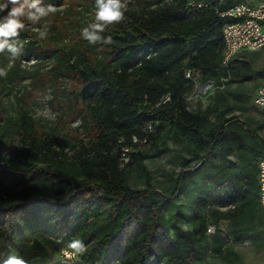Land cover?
Here are the masks:
<instances>
[{
    "label": "trees",
    "instance_id": "obj_1",
    "mask_svg": "<svg viewBox=\"0 0 264 264\" xmlns=\"http://www.w3.org/2000/svg\"><path fill=\"white\" fill-rule=\"evenodd\" d=\"M203 1L206 6L197 7L191 6L189 0H158L155 6L150 8L127 11L123 21L106 27L102 34L110 35L113 39L111 45H104L111 55V60L117 61L112 69L91 65L80 68L77 63L70 64L71 68H77L86 81L85 86L75 92V97L92 102L89 120L94 132L89 144L82 145L79 150L77 162L72 163V166H75L73 169L66 168V162L60 157L55 165L36 162L39 154L50 161L49 153L54 151V142L47 137H38L36 129L32 127L31 117H27V113L23 112L21 121L25 125L20 126V141L12 146L11 150L8 149L10 157L2 163L0 156V182L24 183L16 199L21 200L20 203L25 208H33L38 204V199L44 198L48 215L43 217L34 212L29 217L22 216L19 223L9 225L10 231L7 233L17 229L20 221V230L24 231L27 227V224L24 226L25 222L30 221H33V227L36 229L38 226L34 221L38 218L48 221V226L41 228L43 232L49 229L52 233L56 232L58 224L61 226L62 223L65 227V211L77 193L88 191L92 199L91 207L88 205L89 201H86L87 204L76 206L71 212V220L66 222V233L61 230L58 232L59 238L64 237L65 240L77 231L83 237L85 232H89V226L94 223L95 229L91 236L97 249L87 248V251L80 255L81 260L71 261L72 264L100 263L105 250L113 244L123 228L136 218V212L142 208L147 209L150 215L148 217H152L153 222L149 224L140 221L139 229L147 228L152 232L150 231L148 236H139L141 232L137 229L134 234L128 235L124 245L127 255L122 257L120 263L115 264L203 262L204 253L192 252V247L185 251L177 248V244L182 242L179 238L191 232L177 229L167 238L173 248L177 249L176 258L172 262L167 258L163 262L165 258L161 256V249L152 247L150 239L160 219L157 212L159 201L174 199L189 176V171H181L176 176L169 195L161 196L160 199L151 196L149 185L144 189H137L131 187L124 179L122 170L134 161H142L144 156L140 155L137 145H134L135 150L128 151L129 160L123 164L119 158L121 148L131 145L133 135L147 134L150 141L154 129L161 130L164 127L174 129L180 135L189 136L193 143L204 151L201 160L206 167V174L214 181L223 179L227 172L230 185L218 194L221 207L232 211L236 209L238 200L240 203L237 211L239 210L242 216H257L260 158L253 163L252 157L257 156L259 152L264 153V137L236 115L212 123L210 131L204 133L203 126L210 122L207 113L188 110L184 96L193 84L192 78L186 77V70L198 72L201 78L206 80L226 76L228 73L233 74V78L240 79L253 76V61L242 58L246 57L244 54L232 58L227 66L221 61L224 41L223 19L219 11L235 2L249 0ZM36 49L37 42L27 39L22 56L30 58L34 56ZM65 52L68 53L66 50ZM165 94H169L170 99L161 102ZM148 123L152 126L149 132L145 131ZM231 127L241 130L244 135L228 131L227 128ZM2 143L0 139V149L3 148ZM230 143H234L239 149L236 165L225 161L230 152L226 147ZM219 156L217 161L215 158ZM222 167L232 168L224 171ZM46 192L55 193L60 197V201L46 198ZM200 198L205 199L202 195H199ZM230 203L234 204L233 208H227ZM14 204L11 202L5 208L14 211ZM2 208L0 205V212ZM235 225L239 226L240 222L236 221ZM131 237L134 239L128 242ZM85 240L87 238L83 239ZM184 242H187L186 238Z\"/></svg>",
    "mask_w": 264,
    "mask_h": 264
},
{
    "label": "rangeland",
    "instance_id": "obj_2",
    "mask_svg": "<svg viewBox=\"0 0 264 264\" xmlns=\"http://www.w3.org/2000/svg\"><path fill=\"white\" fill-rule=\"evenodd\" d=\"M157 1L122 0L126 4L124 17L127 11L150 8L155 6ZM43 2L45 5L57 6L58 11L42 18L37 24L30 22L26 16L22 18L25 28L21 31L23 34H20L19 40L22 42L29 39L37 42L34 56L17 58L14 66L8 70L7 76L0 77V139L3 141L2 147L10 150L20 141L19 130L22 129L20 126L25 125L21 121L25 111L27 117H31L32 127L36 129L38 137H47L54 142V151L49 153L50 161L39 154L36 162L55 165L60 157L66 162L64 164L66 168H72L75 167L72 163L77 162L82 145L89 144L94 132L89 120L92 102L75 97V92L84 87L86 81L77 68H71L70 64L77 63L80 68L91 65L96 68L105 66L112 69L117 61L111 60V55L104 45H91L81 36L83 28L96 22L95 0H43ZM45 25L48 29L47 38L40 39L36 29ZM242 54L246 55L242 58L253 61L255 72L250 78H233V74L228 73L226 76L206 80L201 78L198 72H190L193 84L184 94L186 107L192 112L207 113L210 122L203 126L204 133L210 131L212 123L236 115L264 137V109L253 103L255 89L259 85L255 76L264 72V48ZM33 61L35 63H32ZM8 63V54H0V67L7 69ZM208 82L212 83L211 88L206 87ZM227 130L244 135L235 127ZM151 135L150 141L138 148L140 155L144 156L143 160L134 161L122 170L124 179L131 187L144 189L149 185L152 190L151 196L160 199L161 196L169 195L175 178L181 171H189V176L179 188L177 196L169 201H159L158 204L157 212L160 219L150 239L152 247L161 249L163 254L161 256L165 258L163 262L166 258L171 259V262L176 258L177 249L173 248L167 238L179 229L191 233L179 238L182 242L177 244V248L185 251L192 247L194 249L192 252L204 253L203 264H264V208L258 204L257 216L251 217L242 216L241 212L237 211L240 203L238 200L236 209L232 211L221 207L218 194L224 187L230 185L227 172L220 181H214L207 175L201 160L204 151L199 149L189 136L180 135L169 127L161 130L155 128ZM226 149L230 152L225 161L236 165L239 149L234 143H230ZM261 157H264V153L259 152L257 156L252 157V162L256 163ZM218 158L220 159V156L215 159L219 161ZM231 168L222 167V170ZM23 187L22 182L15 184L0 182V205L3 206L0 212V264H4L10 256L21 257L27 264H72L71 261H79L81 257L65 260L60 255V249L73 238L82 241L87 238L83 241L86 247L90 250L97 249L91 236L95 229L94 223L89 226V232H85L83 237L77 231L65 240L64 237L59 238L58 232L61 230L66 233V222L71 220V212L76 206L87 204L86 201H89L88 205L91 207L92 199L88 191L77 193L65 211L67 213L65 227L62 223L61 226L58 224L56 232L52 233L50 229L43 232L41 228L45 229L48 221L38 218L34 221L38 226L36 229L33 227V221H30L25 222L24 226L27 224V227L22 231L20 221L18 230L7 233L10 231L9 225L19 223L22 216L29 217L34 212L40 213L43 217L48 215L44 198L38 199L36 201L38 204L33 208H25L20 203L21 200L16 199ZM45 194L46 198L60 201V197L55 193ZM199 195L205 199H199ZM199 200L202 203H197ZM11 202L15 203L14 211L5 208ZM146 213V208L136 212V218L123 228L113 244L105 250L106 253L98 264H115L122 261V257L127 255L124 246L126 237L141 228L140 221L149 224L153 222L152 217H148L149 213L147 215ZM236 221L240 222L239 226L235 225ZM210 224L215 226V231L209 234L205 230ZM150 227L152 229V225ZM199 227L202 228L195 230ZM150 231L152 232L150 229L142 228L139 236H148ZM133 239L134 237H131L128 242H132ZM57 240L63 243H57Z\"/></svg>",
    "mask_w": 264,
    "mask_h": 264
},
{
    "label": "clouds",
    "instance_id": "obj_3",
    "mask_svg": "<svg viewBox=\"0 0 264 264\" xmlns=\"http://www.w3.org/2000/svg\"><path fill=\"white\" fill-rule=\"evenodd\" d=\"M125 8L126 4L122 0H95L96 22L82 29V38L91 45H111L113 43L112 37L102 34L108 25L124 20ZM57 11V6L45 5L43 0H0V54L7 53L9 58L7 69L0 67V77H6L8 70L14 66L15 60L23 54L26 41L21 42L19 40L20 33L25 28L22 18L26 16L30 22L37 24L42 18L55 14ZM36 31L39 33L40 39L47 38L48 29L46 25L36 29ZM57 243L63 242L57 240ZM86 251L87 247L84 242L73 238L60 249V255L65 260H74ZM4 264H27V261L18 256H10L4 261Z\"/></svg>",
    "mask_w": 264,
    "mask_h": 264
},
{
    "label": "built area",
    "instance_id": "obj_4",
    "mask_svg": "<svg viewBox=\"0 0 264 264\" xmlns=\"http://www.w3.org/2000/svg\"><path fill=\"white\" fill-rule=\"evenodd\" d=\"M191 6L203 7L206 3L203 0H189ZM220 17L222 23V37L224 49L222 52V64L227 66L229 61L244 51H254L264 47V0H249L235 2L221 11ZM185 75L190 77V71L186 70ZM206 87H212L208 82ZM170 99L169 94L163 95L161 102ZM253 103L264 108V82L259 84L255 90ZM151 123L146 125L145 131H151ZM148 141L147 134L133 135L131 145L122 147L119 154L121 162L124 164L129 160L128 151H134V145L137 149L141 144ZM1 163L10 157L8 149H0ZM257 198L259 204L264 207V158L258 160V180H257ZM234 204L230 203L227 208H233ZM207 233L215 231L214 225H208Z\"/></svg>",
    "mask_w": 264,
    "mask_h": 264
},
{
    "label": "crops",
    "instance_id": "obj_5",
    "mask_svg": "<svg viewBox=\"0 0 264 264\" xmlns=\"http://www.w3.org/2000/svg\"><path fill=\"white\" fill-rule=\"evenodd\" d=\"M262 48H264V47H262ZM254 51H256V50H254ZM244 52H251V51H244ZM244 52H241L240 53V55L242 54V53H244ZM253 59H255V57H252ZM256 78H257V80H256ZM255 80L259 83V84H261L262 82H264V72H262V73H259V75L257 74V76H255ZM262 109H264V108H262ZM204 170L205 171H207L206 170V167L204 166ZM259 206H261V205H259ZM262 207V206H261ZM262 208H264V207H262ZM204 263V260H203V262H201L200 264H203Z\"/></svg>",
    "mask_w": 264,
    "mask_h": 264
}]
</instances>
